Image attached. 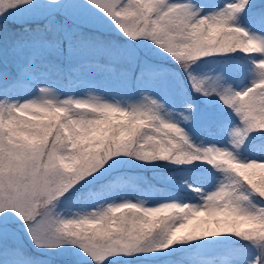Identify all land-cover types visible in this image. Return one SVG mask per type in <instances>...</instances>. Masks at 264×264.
Here are the masks:
<instances>
[{
	"label": "snow or ice",
	"instance_id": "snow-or-ice-1",
	"mask_svg": "<svg viewBox=\"0 0 264 264\" xmlns=\"http://www.w3.org/2000/svg\"><path fill=\"white\" fill-rule=\"evenodd\" d=\"M0 264H264V0H0Z\"/></svg>",
	"mask_w": 264,
	"mask_h": 264
},
{
	"label": "rangeland",
	"instance_id": "rangeland-1",
	"mask_svg": "<svg viewBox=\"0 0 264 264\" xmlns=\"http://www.w3.org/2000/svg\"><path fill=\"white\" fill-rule=\"evenodd\" d=\"M70 94V93H69ZM75 94H77V95H82V94H84V93H79V92H77V93H75Z\"/></svg>",
	"mask_w": 264,
	"mask_h": 264
},
{
	"label": "trees",
	"instance_id": "trees-1",
	"mask_svg": "<svg viewBox=\"0 0 264 264\" xmlns=\"http://www.w3.org/2000/svg\"><path fill=\"white\" fill-rule=\"evenodd\" d=\"M150 175V174H149ZM219 259V257H217Z\"/></svg>",
	"mask_w": 264,
	"mask_h": 264
}]
</instances>
